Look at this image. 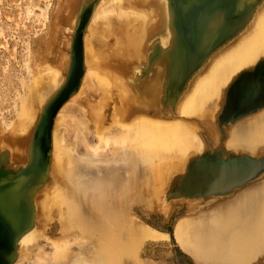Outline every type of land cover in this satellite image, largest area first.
<instances>
[{
  "label": "bare ground",
  "instance_id": "obj_1",
  "mask_svg": "<svg viewBox=\"0 0 264 264\" xmlns=\"http://www.w3.org/2000/svg\"><path fill=\"white\" fill-rule=\"evenodd\" d=\"M90 1L92 0H81V1L64 0V2L60 7V11H59L60 13L58 19L61 18V20H64V22L65 20H70L72 16L74 19L79 9H81L85 4L89 3ZM109 2L110 3L120 2L121 10L119 9L118 12L119 13L123 12V15L125 14L126 16H128L129 14L130 16L134 14L136 18L138 17L137 19L140 20L141 23L139 24L138 22L137 24L136 22L137 19L134 17L135 20L133 22H136V26L132 28L133 31L131 32L130 27L133 26V22L129 21L128 19L125 20L123 18L125 16L122 17L121 15L122 19H124L125 22L128 21L126 25L130 26L129 27L130 30L128 31L124 28L125 31L123 29H119L121 31L119 32L118 28L117 29L113 28L111 35L115 34V36H117V39L114 41L115 43H110L109 41L111 39L109 38L110 39L109 41L107 40L105 44L102 43L101 47L97 48L95 46L96 43H98V41L106 35L105 34L106 32L109 33V31H111L109 29H108L109 31H106L107 29L104 30L103 27L99 26V23H103V24L105 23L104 22L105 18H109L107 15L110 13V11L111 13L112 11H114L111 10V8L108 6ZM118 12L116 11L115 13ZM115 13H113V15H115ZM119 15L120 14H118V17L116 15V18H118V21L119 20L123 21L122 19H120L121 17H119ZM130 16H128V18ZM132 19L133 18H131L130 20ZM118 21L116 22L118 23ZM108 22L109 21H107L106 23L108 24ZM116 22L112 21V23H116ZM129 22H131L130 23L131 25L129 24ZM105 24L102 26L105 27ZM122 25L125 26V23ZM73 26H69L67 24L63 25L62 31L60 33V36L62 38L61 45H65L68 42L67 44L69 46L70 40L68 39L71 38V35L73 34ZM83 42H84L83 47L86 55V60L88 61V64L90 63L89 64L90 66H88L87 69L84 70L83 78L81 80V84L78 90L68 99V102L66 103H70L69 101H75V99L77 98L78 101H80L79 100L80 97H81L80 99H82L83 96L81 94L84 93L85 88L87 87L85 85L88 84L85 83L86 80L85 78L87 77V73L90 71V69H92L90 67H93V69L96 70V71L94 70L96 72L95 73L96 75L95 74L94 75L98 77V82L101 80L100 77L103 78V76H106L108 82L110 83V86H111V82H113L114 85L116 84L115 87L124 89L123 91L121 90V93L124 92L123 93L124 95L122 94L123 98L122 99H120L121 97L118 98V100L120 99L119 102L120 105L116 109L112 105V107L115 109L114 112L112 111L114 113L112 117L114 116L117 117V118L115 117L114 118L115 120H113L114 124L115 122H117L119 127L121 128V132L119 133L120 138L117 141L118 146L117 148L116 147L113 148L112 155L110 156L105 155V157L102 158L92 157L91 153H89L90 156L88 157L93 158V159L90 158L89 160V158L85 159L87 157L81 155L84 156L85 160L89 161V163L85 162L86 164L83 162L82 157L78 156L81 158L79 159V161L83 162L82 164L84 166L83 167L84 177L87 178L88 175L98 177V175L100 176L101 174L102 175L101 177H104L103 180L104 181L106 180L107 182L105 185H107L110 179L109 178L105 179V176H103L104 174L101 171H99V170H103V172L106 171L104 167L106 163H111V166L110 164L106 166L107 167L109 166V168H111L109 170L112 172L115 170V168L121 169L122 172H125L124 169L128 170L127 168H129V170H131L130 168L132 166H133L132 169H135L134 167H137L135 172L136 173L138 172L137 174L140 175L139 173L141 172H139V168H141V164H140L141 162V163H147L149 165L150 168L148 171L155 172V177H153L154 179L153 182L155 184L153 185H157V184L159 185L162 183L163 174L161 173V170L163 168L165 169L167 168L166 170L167 174L170 176L171 179V182L169 183L171 184L170 188H175L177 183L176 180L178 179V177H181V175L184 173V170L186 169L188 162L194 157H196L195 154H199L201 153V151H203L204 145L202 142L203 140H201V138L198 136L199 134H197L198 131L196 130L198 129L197 126L196 128L195 126H193L194 124L192 125L189 124L188 122L185 123L181 119L178 120L176 119L175 116H172V118L170 119H166L167 118L166 116H165L166 118L163 117L164 114L166 113H164L162 116L161 112L166 111L167 107L168 108L170 107L171 109L173 108L174 105L172 104L173 99L177 96V94L180 93L179 91H181V89L183 88V82L189 75V77L187 78L188 82L184 88L183 93L180 94V96H177L178 101L175 105L176 115H179V117L181 116L187 117V116L195 115L204 120L214 117V112L212 111V108L206 106L205 104L207 102H211L212 99H217L218 97L220 98L222 96L223 94L222 87L226 83H228V81L237 71H239L244 67L251 66L250 68H253L256 65V63L261 61L264 57V0H98L93 8L91 18L87 24V27L85 28ZM60 48L62 47L60 46ZM153 56L154 58H152ZM66 63L67 65L66 64L63 65V63L61 65L63 71H61V69L58 70V69L50 68V72L53 73V77L57 76L55 81L59 80L58 82H55L57 85H60L59 84L60 82L62 83V79H60V72H62V76H63L64 70L68 66V61ZM94 71L90 72V74L94 73ZM134 71H137L138 77L134 81V84L132 85V83H129L128 80L126 81L125 78L127 79V77H129ZM140 72H142V74ZM94 75L92 74V77H94ZM86 81L88 82V80ZM104 82L106 83V86L109 84V83L107 84L106 81ZM39 83L34 84L37 85V87H39V88H35L34 86L36 90L40 89L42 81L41 84ZM99 84L101 83L99 82ZM30 86L32 87V84ZM31 87L28 88L30 89V91L28 92L30 93L33 90L34 93V89L33 87L32 88ZM101 87L102 88L104 87V92H106L105 90H107V88H105V86H101ZM102 88L101 90H103ZM44 89H46L45 85L42 91L38 90L39 91L38 94H40V92H43ZM92 89L94 88L92 87ZM113 90L115 91V89ZM104 92L102 91L101 94ZM164 92L165 95L162 96ZM33 93L31 92L30 95H27L26 93L29 99L27 98L25 100L23 98L22 100L23 104H21L22 107L19 112L20 120L17 121L16 123L13 124L11 123L12 125L11 124L9 125L10 128L8 130H5L4 128V130L1 129L0 131V142L2 141L3 146H5L4 145L5 143L8 144V146L10 145L9 150L11 151V155H12L11 159L13 161H21V162L24 161L25 163L27 162V156H25L26 160H24L23 155L25 154L24 152L27 150L35 126L33 122L34 121L33 115L35 114V109L37 107L35 104L39 103L37 101L40 100L39 99L40 95L38 97V100L36 101L38 94L36 93V91L35 93L37 95ZM121 93L119 94L121 95ZM84 94H86V92ZM109 94L110 93H108V95ZM105 96L106 95H104L103 97ZM113 98H115V96H113ZM66 103L63 104L64 107L67 105ZM63 106L61 108H63ZM61 111L62 109L59 110L57 114V117H59V119H60ZM90 117L93 118L92 116ZM102 117L104 118V116ZM117 119L119 122L117 121ZM101 123H103V120ZM101 127L103 126L101 125L100 128H98L97 125L98 129L96 130H98L99 132V129H102ZM7 128L8 127H6V129ZM109 129L110 128H108V130ZM98 132L96 133L98 136H100L104 132V130H102L101 134L99 133L100 135L98 134ZM57 134L55 133L54 130L51 135L52 155L50 156V163L47 171L48 178H46V181H44V183L47 182V184L45 188L41 186V188H43L42 192H41V188L38 190L37 189L33 190L34 191L33 197H37V194L41 193L38 196L39 205L37 206V208H39L40 211H42L44 217H48L49 214L51 215V213H49L48 211V206L50 205L48 203L49 200L53 199V196L49 194L52 193L53 191H56V188L55 190L53 189V191L50 189L57 187L56 193L58 194V196L56 195V193H52L53 195L55 194L54 196H56L54 203L51 202L52 204L55 205L56 201L58 200V197H59V203H64V204L69 203V198L64 195L66 194L65 192L67 191L63 193V191H61L60 188L59 191L61 192L58 193L57 184L58 183L62 184V181L60 182L61 177L59 178V171L61 173V170L59 169L60 167L63 168L62 166L65 163L66 164L64 165V167L70 165L71 162L74 167L75 165H77L75 163L79 162V161L73 162V160L75 159H73V157L71 156L70 159L72 160H70L69 162V158H68L69 156H66V154H64V152H67V150L64 148L63 154L66 156L65 163L64 162L63 164L61 163L62 166H58L59 164L56 165V162L60 161L57 159H59L60 152L62 151L61 150L59 152L60 147H58V145L61 138H59ZM159 143H164L167 148L165 150L157 148ZM260 145H264V108L261 111H258L257 114L247 118L242 122H238L232 128H230L229 136L225 142V147L227 149H232V150L234 149V151H236L237 147H240L243 150L246 151L248 150V152H252L257 146ZM65 147L67 148V146ZM216 149L217 148L215 147V150ZM74 157L76 158V156ZM185 157H186V163L185 161H183ZM131 158H135L137 160H134L132 162L133 165H131V167H128L129 165L127 166L126 160L128 159L131 160ZM155 158H156V162H155ZM66 159L70 164H68ZM99 161L104 163L102 164L103 166L97 164V162L99 163ZM181 161H183L184 164ZM7 164H9V161L7 162ZM12 165H14V163ZM71 166L72 165H70V168H68L69 166H67L66 168L72 169ZM77 166H75L74 168L77 169L79 167H82V165L78 167ZM125 166H127V168ZM63 170L64 171L66 170L68 173L67 169L63 168ZM81 170L78 169V171ZM118 171L117 174L115 173V175L117 176L121 172ZM74 172L73 175L75 174ZM122 172L120 174V177L121 175L124 174ZM128 172L126 173L129 174L130 172L129 173ZM78 174L79 173H77V175ZM112 174L114 175V173ZM130 174H132V172ZM70 175L71 174H69V176ZM129 176L126 177L122 176V177L129 178ZM100 178H95V179L91 178L90 180L93 179L96 181V179L97 180L99 179L100 182H102L103 180L102 178L101 179ZM81 180L88 183L87 180H83V179ZM84 182H82L81 184L83 185ZM79 183H78L79 187L77 188L80 187L83 188H80V190L77 191H81V189H84V186L79 185ZM104 183L101 184L98 181V184L104 185ZM246 185L247 186H243L244 188L237 191L232 197H228V196L233 194L235 190H233L230 194H227L225 196H219L217 202H215V205L211 206L210 209H206V210L202 209L203 211L198 212L196 215L183 216L180 217L178 220L176 219L177 221L174 224L172 235L182 245L183 248L182 251L186 255L188 256L190 254L194 255L195 256L194 258H197L198 260L201 259V261L205 263L207 262L210 263L214 260L216 261V263L218 262V264L221 263L250 264L257 257L259 252H262L260 251V249L262 247V244L264 243V178H261L258 181L254 180V182L252 181ZM123 187L120 184V187L118 188H120L121 190L119 191H123L122 189ZM103 188L105 190L106 187ZM85 190L87 189L85 188ZM168 190L167 192H169ZM87 193H88L87 195L90 194L89 192ZM48 195L50 196L51 199L50 198L48 199L49 197ZM166 195H165V201L167 200L168 197H170L168 196L166 198ZM173 196H178V198L180 197L179 194ZM120 197L123 196L121 195ZM220 198H225V199L221 200ZM91 200L93 201V198ZM160 201L162 203V201H164V198L163 200L160 199ZM80 202L82 201H79V203ZM71 203L73 204V202ZM113 203L114 202H112V204ZM104 204L102 203L103 207ZM34 205L35 206L37 205L36 200H34ZM109 205H105V206L108 207ZM117 207L116 209L118 211ZM34 209L35 207L31 205V212L33 216L32 224L23 234H21V236L17 240V247L19 246L24 248L25 245H27L30 241H32L33 236L37 234V232H35L36 227L34 226V216H35L34 214L36 213ZM81 209L82 208H80V210ZM108 209L111 210L110 208ZM84 210L86 211L85 208ZM115 210L113 211L115 212ZM74 211L72 210V212ZM77 211L74 212L75 214V216H73L74 218H76L77 216L76 214ZM104 211L100 212L102 213L101 214L102 216L100 215L96 216L94 212H92L91 214V211L90 212L82 211L83 214L86 213L88 215V216L86 215L85 220H89V224L91 223L92 226L94 225L93 228H91L92 226L91 227L88 226V223H85L84 221V223L87 224L85 231H87L88 229L87 226H88L91 229H93L92 230L93 234L90 232V230H89L90 232L89 234L94 235L95 233L96 235L101 236V238L103 239L101 240L104 242L103 243L104 247L101 244L100 248L102 250L103 248H105L104 252L103 251L101 252L100 251L101 249L99 250L100 252L97 251V253L93 251L94 255H92L91 258H89L87 255L88 253L87 252L84 253L83 251V250H87V248H85L86 246L85 245L77 246L78 252L76 251V254H74L75 253L74 252L72 256L73 259L72 260L70 259V262L72 264H121V261L124 262L122 260L124 257L125 258L129 257L130 260L134 259L140 253L137 252L140 250V249L138 250L137 248H139V245H141L142 243L145 244L144 242L152 243L155 241H161V240L163 241L168 239L169 237L167 233L158 231L146 225L145 223L139 221L137 218L134 221H132L134 223L133 224L131 223V226H128L127 219L129 217L127 219L125 217L124 222L126 223L127 226L122 224L120 229L116 227L113 228V226H115L113 222L116 220H114L111 216L113 220L112 222L110 217L107 215L108 212H104ZM120 211L121 213H123L121 208ZM116 212L114 214H116ZM70 213H67V215ZM93 213L95 215H93ZM110 214L111 212L109 213V215ZM58 215H61V213ZM124 215L126 216V214ZM114 218L119 219L120 217L117 216ZM123 219L124 218H122V220ZM110 220L113 224L109 223ZM65 221H68V219L66 220L65 218ZM121 221L119 220V222ZM80 222L82 223V221ZM80 222L79 224H81ZM97 222H99V224ZM119 222L117 220V224ZM61 223L63 224V222ZM45 224L43 225L45 226ZM109 224L113 226L111 227L109 226ZM98 225H102V226H98ZM118 226L120 225L118 224ZM67 227L63 228L62 226L63 233L62 232L61 233L63 236L67 234V230H66ZM78 229L83 230L82 227ZM70 230L71 229L69 228L68 233L70 232L71 234ZM44 233L46 234V232ZM128 233L130 234L128 239H130V237L132 236L130 242L133 243V245H131L130 243H128L126 246L121 245L122 243H124L123 239H125L126 234L128 236ZM40 234H42V232ZM109 234L112 235V237L116 236V238L121 239V241L123 242L117 243L116 240L115 241L116 243L110 244V242H108ZM68 235L69 234H67V236ZM81 235H84V233H82ZM86 235L87 234H85L84 237H86ZM92 235L90 238H92ZM65 236L64 237L61 236L62 237L61 240H59L60 238H57L58 241H55L56 239L51 240L53 247L56 249L55 253L56 255L58 254L57 255L58 258L60 257L59 255H63L64 253H65L64 254L65 256L63 255L64 257H66V255H69L66 252H64L69 243L67 242L69 239H65ZM72 237L75 236L73 235ZM72 237L71 239H73ZM113 240L110 241L113 243ZM72 241L74 243V240ZM140 247H143V245H141ZM20 250L22 249H19V251ZM19 251L17 250V252ZM66 251L69 250L66 249ZM57 256H55L56 259ZM67 257L64 260L63 259L61 260H63L64 262L69 261ZM130 260L128 261L130 262ZM58 261L60 263V260ZM63 261L62 263L64 264Z\"/></svg>",
  "mask_w": 264,
  "mask_h": 264
},
{
  "label": "rangeland",
  "instance_id": "obj_2",
  "mask_svg": "<svg viewBox=\"0 0 264 264\" xmlns=\"http://www.w3.org/2000/svg\"><path fill=\"white\" fill-rule=\"evenodd\" d=\"M63 2H64V0H0V131H1V129L4 130V128H5V130H8L10 128L9 125L11 123L13 124V123H16L17 121L20 120L19 112H20L21 107H22L21 104H23L22 100H23V98L25 100L27 98L29 99V97H27V95H30L31 92L33 93V90L30 93L28 92V91H30V89H28V88L31 87L30 86L31 84H32V87L34 89L33 94H35V95H37L39 93V91H42V89L44 88V85L46 87V89H44L45 91L43 90V92H40V94L37 95L36 101L38 100L39 95H40V98H39L40 100L37 101L39 103L35 104L37 106L35 109V114L33 115V120H34L33 122L35 124L43 106L45 105L47 100L51 97V95H53L55 93V91L61 86V84L63 83V79H65L64 76H65V73L67 72L66 70H67L68 66L65 68L63 76H62V72H60V79H62V83L61 82L59 83L60 85H57L55 83V82L59 81V80L55 81L57 76L53 77V73L50 72V68L58 69V70L61 69V71H63V69L61 68L62 63H63V65H65V64L67 65L66 62L69 61V56H68L69 46L67 44L68 42L65 45H61L62 38L60 36V33L62 31V27L64 24L65 25L67 24L69 26L74 25L76 16L74 17V19L72 16L70 18V20H65V22H64V20H61V18L58 19L59 13H60L59 12L60 7H61ZM108 6L111 8V10H114V11H112V13L110 11V13H109L110 15L109 14L107 15L110 18L111 22H110L109 18H105V17H107V16H105V17H103V18H105L104 22L106 23L107 21H109L110 24H109V22H108V24L104 23L105 24V27H104V26H102V25H104L103 23H99V26L103 27L104 30L107 29L106 31H109V30H111V31H109V33L106 32L105 33L106 35L104 37H102L101 39L99 38L100 40L98 41V43H100V44L96 43V45H95L97 48L101 47L102 43L105 44L107 42V40L109 41L110 39H111L109 41L110 43H115L114 41L117 39V36H115V34L111 35L112 29L118 28L119 32H121L119 29H123L124 31L126 29L129 31L130 26L126 25L128 21L125 22V20L128 19L129 21L133 22L136 18V16H134V14H132L133 17H132V15L130 16V14H129L128 15V16H130L129 18L130 19L133 18L132 20H130L128 18V16H126L125 14L123 15V12L119 13L118 10L119 9L121 10V3L120 2H118V3L117 2H113V3L109 2ZM113 7H114V9H113ZM116 11L118 13H115ZM113 13H115V15H113ZM118 14H120L119 17H121V15H122V17L125 16V17H123L125 20L122 19V17L120 18L124 22L120 21V20L118 21V18H116V15L118 17ZM113 16H114V18H113ZM112 21H114V22L118 21V23L117 22L112 23ZM119 22L121 25L119 24ZM131 22H129V24ZM136 22H137V24H138V22H139V24L141 23L140 20H138V19L136 20ZM136 22H133V26L130 27L131 32L133 31L132 28H134V26H136ZM124 23H125V26L122 25ZM134 23H135V25H134ZM68 40H70V38ZM112 40H113V42H112ZM60 46L62 48H60ZM67 47H68V50H67ZM154 56H156V55H154ZM154 56L152 58H154ZM84 62L85 63L87 62L86 65ZM89 64H88V61L86 60V55H85L84 47H83L84 70L87 69L88 66H90ZM250 67H244V68L240 69L239 71H237L231 77V79L228 81V83H226L222 87V90H223L222 96L220 98L218 97L217 99H212L211 102H207L205 104L206 106L212 108V111L214 112L213 118H209V119L204 120V119H201L200 117L195 116V115L194 116H187V117H185V116L179 117V115H176L175 105L178 101L177 96H180V94L183 93L184 88L188 82L187 78L189 77V75L185 79V81L183 82V88L181 89V91H179L180 93L177 94V96H176L177 98L175 97L176 99L175 98L173 99V103H172V104H174L173 108L171 109L169 107L170 108L169 109L167 107L166 111L161 112L162 116L164 113H166L163 116V117L166 116L167 117V118L165 117L166 119H170V118H172V116H175L176 119H178V120L181 119L185 123L188 122L189 124H192V125L194 124L193 126L198 127V129H196V130H198L197 134H199L198 136L201 138V140H203L202 142H203L204 148H203V151H201V153L195 154L196 157H199V156L201 157L205 154L211 155L215 151L222 152L223 159H225L226 156H234L235 157V156H240V155H246V156L251 157V158L264 157V145L257 146L252 152H248V150L247 151L243 150L240 147H237L236 151H234V149L233 150L227 149L225 147V142L229 136L230 128H232L238 122H242V121L246 120L247 118L257 114L258 111L256 113L249 115V116H246V117L239 119L238 121L229 125L228 127H224L223 125H220L219 120H218V117H219V114L221 111V106H222V103L224 101L225 92L227 91V88L229 87L230 83L237 77V75L241 71L252 69ZM46 68H48V69H46ZM90 68L93 69V67H90ZM92 69H90V71L88 72L89 75L87 73V77L85 78L86 80H88V82L85 80V83H88L85 85V86H87L85 88V91H84V93L86 92V94H84V93L81 94L83 97H82V99H80L81 97L79 98L80 101H78V98H77V99H75V101H69L70 103H66L67 105L65 107L63 106V108H60V110L62 109V111L60 113V119H59V117H57V115L55 118L56 120L54 119L52 133L55 130V133L56 134L58 133L57 136L59 138H61L60 142H59V145H61V146L58 145V147H60L59 152L61 150L62 151L60 152L59 159H57L60 161L56 162V165L59 164L58 166H62L63 162L65 163L66 156H69L68 157L69 162H70V160H72V159H70V156H71V157H73V159H75V160H73V162L79 161V159H81L80 157H82V160L84 163L85 162L89 163V161L85 160V159L89 158V160H90V158H92V157L102 158V157H105V155L110 156L113 154V148H115V147L117 148V146H118L117 141L120 138L119 133L121 132V128L119 127L117 122H115V124H114L113 120H115L114 118L116 116H114V117H112V116L114 114L113 112L115 111V109L120 105L119 104L120 99H122L123 95H124L123 94L124 92L121 93V90L123 91L124 89L115 87L116 84L114 85L113 82H111V86H110V83L108 82L106 76H103V78L100 77L101 80L99 79L100 80L99 82L101 84H99L98 77L95 76L96 70L95 69L92 70ZM93 71H94V73L90 74V72H93ZM140 73L142 74V72H140ZM92 74L93 75L95 74L94 77H92ZM137 77H138L137 71H134L129 77H127V79L125 78V80L126 81L128 80L129 83H132V85H133L134 81L137 79ZM40 80L42 81L43 85L41 84ZM95 80H96V82H95ZM102 80H103V82H102ZM104 81H106L107 84L108 83L109 84L106 86V83ZM36 83L41 84V86L38 85V86H40L41 90L38 89L39 90L38 91L35 89V88H39V87H37V85H34ZM34 86H35V88H34ZM42 86H43V88H42ZM88 86H89V88H88ZM101 86H105V88H107V90H105L106 92H104V87L102 88ZM108 86H109V88H108ZM92 87L94 89H92ZM95 87L96 88L98 87V88L96 89ZM100 87L103 90H101ZM108 89H109V91H108ZM113 89H115V91ZM95 90H98V91H95ZM99 90H100V92H99ZM35 91L37 94L35 93ZM93 91H95V92H93ZM102 91L104 93L101 94ZM118 92L121 93V95ZM26 93H27V95H26ZM41 93H42V96H41ZM108 93H110V94L108 95ZM103 94L106 96L103 97L104 96ZM117 94H119V95H117ZM100 95H101V98H100ZM164 95H165V92L163 93L162 96H164ZM113 96H115V98H113ZM118 98H120V99L118 100ZM98 99H99V101H98ZM95 102H96L97 106H96ZM112 105L115 109L112 107ZM101 106H102V109H101ZM261 110H259V111H261ZM89 113H90V115H89ZM34 116H35V118H34ZM90 116H92L93 118H91ZM102 116H104V118ZM91 119L94 121H92ZM102 120H103V123H101ZM96 121H98V122H96ZM112 121H113V123H112ZM117 121H118V119H117ZM95 123H97V124H95ZM97 125H98V128H100L101 125L103 126V127H101L102 129H99V132H98V130H96V129H98ZM6 127H8V128L6 129ZM108 128H110V129L108 130ZM102 130H104L105 133L103 132L101 134ZM95 131L98 132V134L100 133L101 135L99 134L100 136H98ZM2 144L3 143L1 141L0 142V155H3L6 153V162L3 163V166L5 168L11 169V170H17L18 168L25 165L24 161L23 162L13 161L11 159L12 158L11 157L12 156L11 151L9 150L10 145L8 146V144L5 143L4 144L5 146H3ZM65 146H67V148ZM215 147L217 148L216 150H215ZM64 148L67 150V152L63 151ZM157 148L165 150L167 147L165 146L164 143H159ZM7 149L9 152L7 151ZM247 149H249V148H247ZM63 152H64V154H66V156L63 154ZM24 153L25 154L23 155V157H24V160H26L25 159L26 151ZM50 153H51L50 154V156H51L52 150L50 151ZM89 153H91L92 157H88V156H90ZM81 155H84L87 158L84 159V156H81ZM74 156H76V158ZM78 156H80V157H78ZM186 157L183 160V161H185V163H186ZM134 160H137V159L131 158V160H129V159L126 160L127 166L129 165L128 167H131V165H133L132 162ZM8 161H9V164H7ZM183 161H181V162L184 164ZM67 162H68V160H67ZM69 162H68V164H70ZM79 162H76L75 164H77L78 166L82 165V167H79L77 169L74 168L77 165H75L73 167L72 162L70 164V165H72L71 166L72 169H68V168H70V165H67L69 167L66 168L67 166L64 167V165L66 163L63 164L62 167L67 169L68 173L66 170L64 171L63 168H61V167L59 169V170H61V173L63 176L61 175V173L59 171V178L61 177L60 182L62 181V184L61 183L57 184L58 193L61 191H63V193L65 191H67V192H65L66 194H64V195L69 198L68 204L59 203V197H58V200L56 201L55 205L52 204V203H54V200L56 199V196H54L55 194L53 195L52 193H56L57 187L50 189L53 191V189L55 190V188H56V191H53L52 193L49 194V195L53 196V199H51L50 196L48 195L49 196L48 199L49 198L51 199V200H49V203H48L51 205V206L49 205L50 207L48 206V211H49V213H51V215L49 214L48 217H44L42 211H40V209L37 208V206L39 205L38 196L41 193L37 194V197H33V201L36 200V203H37L36 206L34 205V207H35L34 210L37 213V214L36 213L34 214L35 215L34 216V226L36 227L37 231L35 230V232H37V234L34 235L35 237L33 236L32 241H30L27 245H25L24 248L19 247V246L17 247L18 251H19V249H22V250H20L19 252H16V257H15V260L13 261L12 264H55V263L56 264H63L62 261L67 256H68L67 259H69V261H65L66 263L63 261L64 264H67V263L72 264L70 262V259L71 260L73 259L72 258L73 253L75 252L74 254H76V251L78 252L77 246H82V245H85L86 246L85 248H87V250H83L84 253L87 252L88 257L91 258V256L94 255L93 251L97 253V251H99L101 249L100 248L101 244L104 247V244H103L104 242L102 241L103 239L101 238V236L96 235L95 233H94V235H92L93 229H91V228H93L94 225L92 226L91 223L89 224V220H85L87 214L86 213L83 214L82 211H84V212H87V211L90 212L91 211V214H92V212H94L96 214V216H99V215L102 216L101 215L102 213H100V212H102L104 210H105L104 212H108L107 215L110 217L111 220H112V218L114 220H116L114 222L112 220V222L115 224V226L110 225L112 222H111V220L109 221V223H110L109 226H111V227L113 226V228L116 227V228L120 229L122 224L127 226L124 221H125V217H126V219L129 217L127 219L128 220L127 221L128 226H131V223L132 224L134 223L132 221H134L137 218L139 221L145 223L146 225H148V226H150V227H152L158 231L167 233L169 235L168 239L163 240V241L162 240L161 241H155L152 243L151 242H144L145 244L142 243L141 245H143V247H140L141 245H139V248H137L138 250L140 249L139 251H137L138 253L140 252L139 253L140 255L139 254L137 255V253H136L137 256L136 257L134 256L135 258L132 260H130L129 257L128 258L124 257L125 260H124V258L122 260L125 263L121 261V264H123V263L124 264H140L141 261H142L141 264H143V263L144 264L145 263H147V264H198V263L199 264H215L216 263V261H214V260L212 261L214 263H212V262L205 263V262H202L200 258H199L200 260H198L197 258H194L195 257L194 255H191V254L189 256L186 255L182 251L183 250L182 245L173 237L172 232H173V227H174L175 222L180 217L196 215L198 212H201V211L206 210V209H210V207L213 206V203L217 202V199L219 197L207 196V197H198V198H195V197L185 198L181 194H179L180 195L179 198H178V196H173V195H176V192L174 194H170L171 191L173 190V188H170L171 184H169V183L171 182V179H170V176L167 174V171H166L167 168L166 169L163 168L161 170V173L163 174L162 183L159 185L158 184L153 185V184H155L153 182L154 181L153 177H155V172L154 171H148L150 168L149 165L147 163H141V162H140L141 168H139V172H141V173H139L140 175L137 174L138 172L137 173L135 172L137 167H134L135 169H132V167H133L132 166L130 168L131 170H129V168H127V166H125L129 170L130 173L132 172V174H130L128 172V170H126V169H124L125 172H122L121 169L115 168L116 171L114 170L112 172L109 170L111 168H109V166L108 167L106 166L108 164H110V166H111V163H106V165L104 167H105V170L108 172V175H107V172L105 171L107 177L105 175V172H103V170H99L104 174L103 176H105V179L106 178L110 179V180L107 179L110 182L108 181V184L105 185L107 182H106V180L105 181L103 180L104 177H101L102 176L101 174H100V176L98 175V177L97 176L95 177L92 175H88L89 177L91 176L90 178L88 176H87V178L84 177V172H83L84 166L82 164L83 162H81V161H79ZM155 162H156V158H155ZM13 163H14V165H12ZM1 164L2 163H0V165ZM97 164L102 165L104 163L99 161V163L97 162ZM81 168H82V170H81ZM78 169L81 171H78ZM75 170H77L78 172ZM118 170L124 174L126 172H128L130 174V176L127 173L125 175L129 176V178H123L122 176L126 177L124 174L121 175V177H122L121 178L120 177L121 172L118 174V176L115 175V173L117 174ZM73 172L75 173L74 175H73ZM101 172H98V173H101ZM111 172L114 173L115 176ZM77 173H79V174L77 175ZM69 174H71L70 176L72 178L69 176ZM111 174H112V176H111ZM94 177L95 178L101 177L103 181L100 182L99 179L98 180L96 179V181H95V180H93V179H95ZM47 178H48V176H47ZM91 178H93L92 179L93 181L90 180ZM261 178H263V176ZM261 178L257 179V181L260 180ZM81 179L87 180L88 183L82 181ZM79 180H80V183H79ZM98 181L101 184L104 182L105 183H104V185H101V184H98ZM73 182H74V184H73ZM82 182H84L83 185L81 184ZM78 183H79V185L84 186V189H81V191H77V190H80V188H83V187L77 188V187H79ZM85 183H87V184H85ZM46 184H47V182L43 183L42 187L45 188ZM120 184L122 187L124 186L122 188L123 191H119V190H121L120 188H118V187H120ZM87 185H88V187H87ZM129 185L131 188L129 187ZM103 187H106L105 190ZM43 188H41V192H42ZM60 188H61V191H59ZM85 188L87 190H85ZM95 188L97 191L95 190ZM97 188H99L100 190ZM92 189L95 191H93ZM167 190L169 192H167ZM87 192H89L90 194L87 195L88 194ZM96 192H98V193H96ZM165 192H167V193H165ZM72 194H74V195H72ZM56 195L58 196L57 193H56ZM121 195L123 197H120ZM165 195H166V198L168 196H170L167 198L166 201H165ZM73 196H75V197H73ZM74 198H76V199H74ZM92 198H93V201L91 200ZM163 198H164L165 203H164V201H162V203L160 201V199L163 200ZM104 199L106 200V203H105ZM220 199L223 200V198H220ZM70 200H72V201H70ZM79 201H82L83 203L82 202L79 203ZM91 201H92V203H91ZM71 202H73V204ZM98 202H100V203H98ZM112 202H114V203L112 204ZM76 203H77V205H76ZM102 203L103 204L105 203L104 207H103ZM109 203L111 206L109 205ZM210 203H212V204H210ZM97 204H98V207H97ZM83 205H84V207H83ZM105 205H109V206L106 207ZM117 205H118V207H117ZM74 206H76V207H74ZM112 206H114L115 208ZM119 206H120L123 213H121ZM96 207L98 210L100 207V210L98 211L96 209ZM116 207L118 208V211H117ZM80 208H82L83 210L82 209L80 210ZM84 208L86 209V211L84 210ZM108 208H110L111 210H109ZM74 209H75V211L78 210L76 212V214H77L76 218L73 217V216H75ZM123 209H125V210H123ZM72 210L74 212H72ZM113 210H115V212L117 211L116 214H114L115 212ZM69 211L72 213H70ZM126 211H127V213H126ZM110 212H111V214L109 215ZM60 213H61V215H58ZM67 213H70V214L67 215ZM94 213H93V215H95ZM120 214H121V216H120ZM124 214H126V216ZM111 216H112V218H111ZM117 216H119L121 219L120 218L119 219L114 218ZM65 218H66V220L68 219V221H65ZM70 218H71V220H70ZM122 218H124V219L122 220ZM42 220H44V221H42ZM78 220L82 221V223ZM117 220H118V222H119V220L120 221L122 220L121 221L122 223L121 222L118 223L120 226H118ZM70 221H71V223H70ZM84 221H85V223H88V226H90V227L92 226L91 228L87 226V228H88L87 231H85L87 224H85ZM86 221H88V222H86ZM45 222H46V224H45ZM61 222H63V224ZM79 222L81 224H79ZM97 223L99 224V222H97ZM43 224H45V226ZM79 225H80V227H79ZM62 226H63V228H66L68 226L66 230H67V234L70 235V238H69V235L67 236V234H65L66 236L65 235L64 236H65V239H69L67 241V242H69L68 243L69 246L67 245V247H66V249L69 251H66V249H65L64 252H66L69 255H66V257H64L65 253L64 254L62 253L64 256L59 255L60 257L58 258V256H57L58 254L56 255V253H55L56 249L53 247L51 240L56 239L55 241H58L57 238H60L59 240H61V238L64 237L62 235V233H63L62 232L63 231ZM72 226H74V227H72ZM98 226H102V225H98ZM76 227H77V229H76ZM81 227L83 230L78 229ZM60 228H61V231H60ZM69 228L71 229L70 231H71L72 235L70 234V232L68 233ZM44 229H45V231H44ZM77 230L78 231L80 230V231L78 232ZM89 230L92 234H89L90 233ZM81 231H83V232H81ZM41 232H42V234H40ZM44 232H46V234ZM80 233L81 234L84 233V235H81ZM85 234H87L86 235L87 238L84 237ZM110 234L108 235V240H109L108 242H110V244L116 243L115 241L117 240V243L118 242L122 243L124 241V243L121 244L124 246H126L128 243L133 245V243L130 242L132 239V236L130 237V239H128L129 235H130L129 233H128V236L126 234L125 239L122 238L123 241H121V239H119V238H116V236L112 237V235H110ZM73 235L75 237H72ZM91 235H92V238H90ZM66 237H68V238H66ZM71 237L73 239H71ZM97 238H98V240H97ZM89 239H90V241H89ZM72 240H74V243ZM110 240H113V243ZM104 250H105V248H103V250L101 249L100 251L104 252ZM260 251H262V252H259L257 257L250 264H264V243L262 244ZM89 254H91V255H89ZM53 256L54 257L57 256V259H56V257L54 258ZM139 258L141 259V261ZM54 259H56L57 261ZM61 259H63V260H61ZM58 260H60V263ZM128 260H130V262ZM219 263H221V262H219ZM216 264H218V262ZM221 264H223V263H221Z\"/></svg>",
  "mask_w": 264,
  "mask_h": 264
},
{
  "label": "water",
  "instance_id": "obj_3",
  "mask_svg": "<svg viewBox=\"0 0 264 264\" xmlns=\"http://www.w3.org/2000/svg\"><path fill=\"white\" fill-rule=\"evenodd\" d=\"M97 1L85 4L76 14L65 79L38 116L26 150L27 162L17 170H11L3 166L6 155L0 156V264L13 263L17 240L32 224L33 190H38L47 178L54 119L81 84L83 36ZM263 108L264 58L252 69L241 71L230 83L218 120L220 125L228 127ZM262 176L264 157L240 155L223 159L222 152L215 151L191 159L171 193L185 198L225 196Z\"/></svg>",
  "mask_w": 264,
  "mask_h": 264
},
{
  "label": "crops",
  "instance_id": "obj_4",
  "mask_svg": "<svg viewBox=\"0 0 264 264\" xmlns=\"http://www.w3.org/2000/svg\"><path fill=\"white\" fill-rule=\"evenodd\" d=\"M263 178H264V176H263ZM255 181H257V180H255ZM245 186H247V185H245ZM242 188H244V187H242ZM242 188H240V189H242ZM240 189H237V190H235L234 192H233V194H231L230 196H228V197H232L237 191H239ZM228 197H225V198H228ZM224 199V198H223ZM213 205H215V203L213 204Z\"/></svg>",
  "mask_w": 264,
  "mask_h": 264
}]
</instances>
